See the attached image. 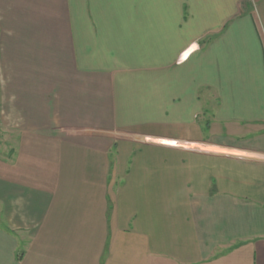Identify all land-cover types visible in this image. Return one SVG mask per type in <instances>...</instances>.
I'll list each match as a JSON object with an SVG mask.
<instances>
[{
    "label": "crops",
    "instance_id": "0c3cea01",
    "mask_svg": "<svg viewBox=\"0 0 264 264\" xmlns=\"http://www.w3.org/2000/svg\"><path fill=\"white\" fill-rule=\"evenodd\" d=\"M0 138V264H264V0H0Z\"/></svg>",
    "mask_w": 264,
    "mask_h": 264
},
{
    "label": "trees",
    "instance_id": "16d2710c",
    "mask_svg": "<svg viewBox=\"0 0 264 264\" xmlns=\"http://www.w3.org/2000/svg\"><path fill=\"white\" fill-rule=\"evenodd\" d=\"M21 257V253H19L18 255H17V258L19 259Z\"/></svg>",
    "mask_w": 264,
    "mask_h": 264
},
{
    "label": "rangeland",
    "instance_id": "374dc122",
    "mask_svg": "<svg viewBox=\"0 0 264 264\" xmlns=\"http://www.w3.org/2000/svg\"><path fill=\"white\" fill-rule=\"evenodd\" d=\"M1 139V138H0Z\"/></svg>",
    "mask_w": 264,
    "mask_h": 264
}]
</instances>
